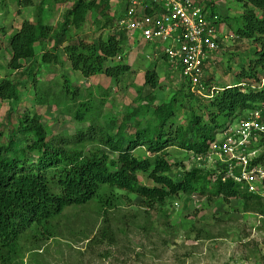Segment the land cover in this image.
I'll use <instances>...</instances> for the list:
<instances>
[{
	"label": "trees",
	"instance_id": "16d2710c",
	"mask_svg": "<svg viewBox=\"0 0 264 264\" xmlns=\"http://www.w3.org/2000/svg\"><path fill=\"white\" fill-rule=\"evenodd\" d=\"M233 1L242 8L240 16L223 22L231 24L238 40L254 46L253 59L241 64L244 69L238 76L240 80L259 83L264 79V0ZM44 2L42 0L41 5ZM21 4L31 7L32 1L23 0ZM95 8L93 1L76 0L63 17L57 45L63 42L69 28L80 29ZM37 10L35 21H24L9 39V70L23 69L30 74L32 71L27 66L36 56L35 45H44L52 38L51 28L42 22L41 9ZM111 20L107 21L108 25ZM125 38L126 33L118 30L94 43L80 40L67 45L63 49L64 56L71 71L81 77L90 79L102 75L117 83L130 70L127 65L115 62L124 53ZM40 58L43 66L58 63V55L44 46ZM144 85L153 90L159 88L155 70L145 72ZM61 86L59 94L37 91L39 104L57 108L70 102L73 120L89 125L73 135L55 138L48 136L36 116L14 115L15 120H10L13 123L6 126L8 142L0 146V264H23L25 255L36 251L32 246L37 241L60 236L58 222L66 218L68 210L75 213L89 209L100 215L104 219L100 236L113 244L108 215L117 210L123 200L130 201V197L140 199L139 206L144 212L157 213H162L167 201L176 195L198 194L211 206L219 200L225 204L241 201L243 212L254 213L264 220V198L248 193L246 186L230 178L222 182L220 176L212 177L211 172L198 168L199 163L192 162L186 169L182 161L172 162L167 151L175 147L194 158L205 157L217 132L228 120L253 110H259L264 118V90H253L244 83V88L218 91L209 101L196 99L203 104L197 112L190 111L184 124H177L174 96L168 103L155 107L146 122L138 120L136 112L127 113L116 130L117 123L111 119H106L102 127L95 126L91 94L86 101L76 104L77 89L72 88L65 77ZM20 90L17 82L4 79L0 83V99L16 103ZM189 97L193 99L190 92ZM128 121L135 124L132 133L125 131ZM16 134L21 138L17 139ZM99 146L115 158L109 157ZM258 146L264 150V137L259 138ZM139 147L148 156L137 157L134 152ZM255 163L264 164V152ZM139 173L158 187L141 185ZM170 173L174 176L169 177Z\"/></svg>",
	"mask_w": 264,
	"mask_h": 264
},
{
	"label": "rangeland",
	"instance_id": "374dc122",
	"mask_svg": "<svg viewBox=\"0 0 264 264\" xmlns=\"http://www.w3.org/2000/svg\"><path fill=\"white\" fill-rule=\"evenodd\" d=\"M31 1L32 6L25 7L21 4L23 0H0V83L7 79L17 82L21 89L16 103L0 99V146L8 142L6 126L13 123L10 120H15L14 115L36 116L48 131V136L54 138L73 135L88 127V123L80 124L73 120L70 102L57 108L39 104L37 91L39 94H59L63 77L68 79L72 88L77 89L76 104L86 101L91 94L95 107L94 122L98 128L106 119H111L117 123V130L124 116L130 112H136L137 119L146 122L155 107L168 103L174 96L177 99V124H184L190 111L197 112L199 105L203 104L198 103L202 100L189 97L183 79L174 69L152 56L156 50L154 45L140 39L137 42L136 37L127 32L124 53L121 60L115 62L127 65L130 70L120 82L102 75L85 79L71 71L63 49L80 40L94 43L122 29L118 21L127 0H85L86 3L93 1L95 10L86 16V22L81 24L80 29L69 28L65 39L58 45L63 17L76 0H45L43 5L42 0ZM208 2L222 20L237 18L242 11L233 0ZM38 8L42 11L43 24L51 28L52 38L44 45H35L36 56L27 66L32 71L31 75L23 69L17 72L9 70V39L24 21H35ZM109 19L112 20L108 25ZM224 25L226 31L233 33L229 22ZM229 44L228 47L224 45L216 55L209 70L212 86L221 88L240 82L255 85V82L240 80L238 76L244 69L241 64L253 59L254 46L244 40ZM43 46L58 55L57 64H41ZM148 70L157 73L158 89L144 85V74ZM234 121L236 123L237 118ZM124 128L132 133L135 124L128 121ZM16 136L21 138L18 134ZM258 140L254 139L250 145L260 154L262 150L258 148ZM99 147L109 157L115 158L106 148ZM167 151L172 162L182 161L186 169L191 167V154L175 147H169ZM134 153L137 157L148 156L141 147ZM208 161L205 163L206 170L213 171L218 165L213 159ZM168 176L173 177L174 173ZM138 179L145 187H158L145 174L139 173ZM139 202L137 197H130V201L125 199L117 210L108 215L113 244L100 236L104 220L100 215L89 209H80L75 213L68 210L66 218L58 222L60 236L44 242L37 241L32 246L36 251L25 255L23 264H264V220L254 213L243 212L241 201L225 204L219 200L211 206L205 197L198 194L190 197L176 195L167 201L162 213L144 212ZM122 229L124 233H121Z\"/></svg>",
	"mask_w": 264,
	"mask_h": 264
},
{
	"label": "built area",
	"instance_id": "2783aa9c",
	"mask_svg": "<svg viewBox=\"0 0 264 264\" xmlns=\"http://www.w3.org/2000/svg\"><path fill=\"white\" fill-rule=\"evenodd\" d=\"M207 0H129L124 19L119 23L130 36L156 48L154 57L180 73L189 90L197 97L204 95V77L209 68L211 54L221 43L233 38L220 30L218 16L206 7ZM145 10L150 15L145 14ZM221 37V38H220ZM259 114L254 113L232 132L219 146V157L225 156L229 173L238 168L237 182L255 183L264 181V166L249 167L256 158L255 152L246 151L248 138L253 131L264 133ZM250 186V190H255Z\"/></svg>",
	"mask_w": 264,
	"mask_h": 264
},
{
	"label": "clouds",
	"instance_id": "9594fccd",
	"mask_svg": "<svg viewBox=\"0 0 264 264\" xmlns=\"http://www.w3.org/2000/svg\"><path fill=\"white\" fill-rule=\"evenodd\" d=\"M207 3H210V2H208V0H207V2H206V7H208L210 10L213 8V10H211L212 13H214V14H216V15L218 16V21H219V23H220V26H219V27H220L221 32H223L224 34H230V35L233 36V38H232L231 40L227 41V42H224V43H221L219 40H217V38L215 39V42H217L219 48H218V50H217L216 52H214V53L211 54L210 65H209V68L207 69V71L205 72V77H204V82H203V87H204L203 92H204L205 97H197V96H195L193 93H191L190 90H189L188 84H187V83L184 81V79L181 77L180 73H178V72L176 71V72L179 74V76L183 79V81L186 83V85H187V89H188V92L191 93V95L193 96V98H194V99H198V100H202V101H209L210 99L213 98V96H214L218 91H222V90H224V89H226V88H232V87H241V88H244V87H246V86H244V83L247 84V82H240V83H238V84L227 85V86H225V87H221V88H216L215 86H212V80H213V79H212V73H209V70L211 69L212 65H214V61H215V57H216V55H217L218 53H220V51L222 50V48H223L224 45H225L226 47H228V45H230L229 43H232V42H234V41H237V40H238V37H237V35H235L234 33H231L230 31H226V30H225V25H224L225 22H223V20H222L221 17L219 16V13L216 12V9H215L213 6H211L212 8L209 7ZM210 4H211V3H210ZM128 6H129V0L126 1V8L124 9V12H123V14H122V16H121V18H120V21H121L122 19H124ZM145 14H146V15H148V14L150 15V13H149L148 11H146V10H145ZM120 21H118V26H119V27H120V25H119ZM222 22H223L224 24H223ZM120 28H121V27H120ZM120 30L125 31L124 29H120ZM125 33H126V31H125ZM220 38H221V37H220ZM136 40H137V42H139V37H138V36H136ZM147 44H148V43H147ZM149 45H152V44H149ZM155 49H156V48H155ZM156 51H157V50H155V51L152 52V56H154V53H156ZM118 60H121V57H120V56L116 58V61H118ZM158 65H160V64H158ZM210 74H211V77H209ZM209 78H211L210 83L208 82V79H209ZM247 85H250L251 89H253V90H264V79H261L260 82H259V83H256L255 85H254V83H252V84H247ZM256 112L259 114V121H258V123H260V124H262V125L264 126V118L262 117L261 112H260L259 110H253V111H251V112H244L243 115L241 114L240 117H237V121H236V123H235V121H234V120H235V117H234V118L228 120V121L225 123L224 128L221 129L220 132H217L214 141L211 143V145H210V147H209V152H208V154H207L205 157H203V156H199V157L194 158V157L191 155L190 158L192 159L193 162L199 163V164H198V168H203V169H205V170H206L205 163H206V162H209L208 160H212V159H213V161H215V163H216L218 166H217L213 171H209V172L212 173V177L220 176L222 182H224L226 178H230L233 182L238 183V184H242L243 186H246V188H247V192H248V193L253 194V195H257V196H260V197L264 198V181H263L262 183H255L254 186L251 185V184H248L247 182H244V181L237 182V181H236V178H237V177H240L239 172H238L239 169H238V168L234 169V170H233V173L230 174V173H229V168H228L229 163H228V162H225L226 157L223 155V156H221V158H220L219 155H217V154L219 153V151L216 150V149H214V146H215V145H216V146H219L221 142H224V141L227 139V137L230 136V135L232 134V132H233L236 128H238V127L240 126V123H242L243 121L248 120V119H249L254 113H256ZM233 123H235V124L233 125ZM232 125H233V126H232ZM229 131H232V132L229 133ZM260 137H264V133H260V132H258V131H253V132L251 133V137L248 138V144H247V146H246V147H247L246 151H247L248 153H250V152H255V154H256V158H254V159L249 163V165H250L249 167H251V166H256V165L264 166V164H262V163H255V164H254V161L260 156L261 153L264 152L263 148H261V147L258 146V148H259L260 150H262V152H261L260 154H258V150L252 148L251 145H250L251 142H252L254 139H256V138L259 139ZM218 138H219V139H218ZM257 145H258V143H257ZM224 167H225L226 170H223ZM207 171H208V170H207ZM220 171L223 172V173H220ZM211 173H210V174H211ZM250 186H253V187L255 188V190H252V191H251V190L249 189Z\"/></svg>",
	"mask_w": 264,
	"mask_h": 264
}]
</instances>
